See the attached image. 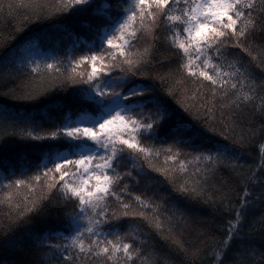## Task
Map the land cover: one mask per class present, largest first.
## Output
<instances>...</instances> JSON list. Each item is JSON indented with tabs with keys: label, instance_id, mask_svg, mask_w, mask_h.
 <instances>
[{
	"label": "snow or ice",
	"instance_id": "snow-or-ice-1",
	"mask_svg": "<svg viewBox=\"0 0 264 264\" xmlns=\"http://www.w3.org/2000/svg\"><path fill=\"white\" fill-rule=\"evenodd\" d=\"M92 4L0 0V14L24 9L39 26L86 12ZM94 12L102 22L96 29L100 43L69 58L67 81L87 85L82 91L94 102L97 115L87 124L69 120L54 129L32 125L13 133L22 140L54 143L35 171L5 167L0 175V204L10 208L0 226V237H7L4 244L19 247L10 234L56 206L63 211L59 228L36 234L35 247L47 243L44 264H156L148 233L130 218H139L169 242L184 264H195L199 249L174 237L173 216L184 217L180 202L215 203L208 177L223 166L231 169L243 192L237 206L226 208L233 219L227 222L224 240L211 251V264H264V246L258 249L249 242L232 249L233 241L243 240L250 209L264 204V139L258 143L256 163H240L244 144L264 134V123L259 128L251 124L239 136L235 131L244 108L264 121V0H100ZM28 21L24 16L13 31L24 32ZM161 44L170 55L154 60ZM165 61H175L177 68L155 72ZM11 62L0 58V65ZM60 63L45 60L43 68L60 73ZM20 64L39 80V60L23 57ZM17 91L33 100L49 88L25 83ZM145 137L171 143L148 146ZM161 156L163 164L158 165ZM146 169L159 173L149 182L157 188L152 197L129 192L124 183L127 178L138 186V177L149 175ZM21 189L27 194L20 195ZM228 199L221 192V202ZM0 264L21 262L0 259Z\"/></svg>",
	"mask_w": 264,
	"mask_h": 264
},
{
	"label": "trees",
	"instance_id": "trees-1",
	"mask_svg": "<svg viewBox=\"0 0 264 264\" xmlns=\"http://www.w3.org/2000/svg\"><path fill=\"white\" fill-rule=\"evenodd\" d=\"M33 2L54 3L55 0H33ZM99 2L100 0H93L92 7L86 12L76 15L66 14L51 21L41 22L39 26L32 19L31 13L24 9L11 16L0 14V37L4 38L0 39V58L7 57L12 61L10 65H0V162H2L0 163V175L3 174L5 167L17 172L27 168L35 171L37 164L47 161L48 149L54 143L52 141L22 140L13 133L32 125H41L44 129H54L69 120L83 121L84 118H92L97 115L92 110L94 102L82 91L87 88V85L79 82H68L67 76L71 74L69 58H76L100 43L96 29L102 22L101 18L94 12V8ZM24 16L29 17L25 31L14 32V26ZM31 45H34L36 51L42 56L41 59L38 58L41 62L39 80H34L36 74L31 73V70L26 66L21 67L20 64L21 58H31L28 50ZM137 46L141 45L138 44ZM157 49L153 53L154 60L161 56L168 57L170 55V50L163 44L157 45ZM53 59L62 61L58 65L61 68L60 73L44 70L43 62L45 60L53 62ZM176 68L177 63L175 61L172 63L165 61L162 66L157 64L154 71L165 72ZM137 79L142 78L137 77ZM25 83H33L34 88L48 87L49 91L37 99L29 100L24 98L23 92L17 91ZM156 83L159 85V81ZM171 103L175 105L174 100H171ZM217 118L219 119L218 113ZM262 123L264 121L254 116L250 108H244L241 112L239 126L235 130L236 135L246 134L247 128L251 124H255L259 128ZM159 135L162 136L163 132L161 131ZM262 139H264V134L258 133L254 140L244 144L240 163L246 166L256 163L259 156L258 143ZM143 142L148 146L171 143L170 140L153 139L152 137L143 138ZM57 143L63 147L62 141ZM180 159H186V157L181 156ZM156 163L162 165L163 156ZM172 166L175 167V164ZM191 168L192 166L189 165L190 170ZM123 170L122 168L121 171ZM146 171L149 175L139 176L140 183L138 186L130 179L124 180V183L129 185V192L152 197L153 193L157 191V188L152 187L149 182L154 178H159V173L153 172L151 169H146ZM247 174L246 172L245 175ZM133 175L136 173L134 172ZM208 185L210 192L216 193L215 203L212 201L207 203L180 202L178 207L184 212V217L181 219L179 213H176L172 221L174 237L183 239L188 245L199 249L195 264H211V251L224 240L227 222L233 219V213L227 211L226 208L229 205L237 206L243 192L242 186L239 185L231 169L223 166L209 175ZM160 187L165 186L161 185ZM53 192L54 198L60 199L55 194V190ZM221 192L229 198L224 203L220 200ZM24 194H27V190L21 189L20 195ZM2 197L3 192H0V198ZM125 199L130 200L131 197L126 196ZM9 212L10 208L7 203L0 204V226L6 223ZM168 215L171 216L173 213L169 212ZM262 218H264V204H256L250 209L244 222L241 233L243 240L232 242L234 251L239 249L242 243L250 242L258 249L264 246ZM62 219L63 211L53 206L48 209L45 216L36 217L31 225L21 226L10 234L17 239L19 247H7L4 244L7 237H0V259L19 261L21 264H44L47 243L45 242L41 247H35V244L39 243L36 234L46 235L45 229L59 228ZM130 219L139 231L148 233L147 239L151 250L157 254L156 264H184V258L169 242L160 239L139 218ZM49 264H56V261L51 260ZM96 264L99 262L97 261Z\"/></svg>",
	"mask_w": 264,
	"mask_h": 264
},
{
	"label": "rangeland",
	"instance_id": "rangeland-1",
	"mask_svg": "<svg viewBox=\"0 0 264 264\" xmlns=\"http://www.w3.org/2000/svg\"><path fill=\"white\" fill-rule=\"evenodd\" d=\"M34 45H35V44H34ZM34 45H31V46L28 47V50L30 51V52H29V55H30L31 58L34 57V58H36L37 60H38V58L41 59L42 56L38 53V51H36V47H34ZM35 46H36V45H35ZM83 122H84L85 124H87V123L89 122V119L84 118V119H83Z\"/></svg>",
	"mask_w": 264,
	"mask_h": 264
}]
</instances>
